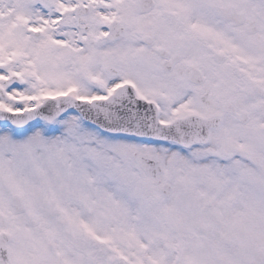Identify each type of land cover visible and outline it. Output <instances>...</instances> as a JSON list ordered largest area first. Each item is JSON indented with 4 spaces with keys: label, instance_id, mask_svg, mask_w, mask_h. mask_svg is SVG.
I'll use <instances>...</instances> for the list:
<instances>
[{
    "label": "snow or ice",
    "instance_id": "obj_1",
    "mask_svg": "<svg viewBox=\"0 0 264 264\" xmlns=\"http://www.w3.org/2000/svg\"><path fill=\"white\" fill-rule=\"evenodd\" d=\"M0 264H264V0H0Z\"/></svg>",
    "mask_w": 264,
    "mask_h": 264
}]
</instances>
